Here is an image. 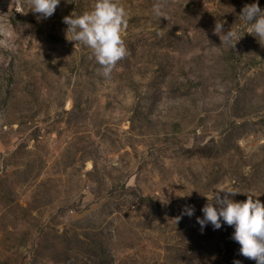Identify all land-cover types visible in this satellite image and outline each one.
<instances>
[{"label":"rangeland","instance_id":"374dc122","mask_svg":"<svg viewBox=\"0 0 264 264\" xmlns=\"http://www.w3.org/2000/svg\"><path fill=\"white\" fill-rule=\"evenodd\" d=\"M119 2L127 55L105 77L63 20L94 0L45 19L0 0L14 41L0 46V264H256L233 226L197 222L224 183L264 202V40L240 17L253 0Z\"/></svg>","mask_w":264,"mask_h":264},{"label":"clouds","instance_id":"9594fccd","mask_svg":"<svg viewBox=\"0 0 264 264\" xmlns=\"http://www.w3.org/2000/svg\"><path fill=\"white\" fill-rule=\"evenodd\" d=\"M60 3L61 0H30L29 9L39 14L38 19H45L54 14ZM153 12L159 18L166 17L162 3L155 4ZM127 16V10L119 0H94L89 11H73L63 17L64 23L68 25L67 38L82 42L92 50L97 62L103 66L102 74L105 77H109L117 61L127 55L123 40ZM240 17L247 25L246 32L254 33L260 41L264 40V9L260 7L259 0L246 4ZM213 31L219 35L221 45L234 48L241 38L238 30L232 27L225 30L222 20L216 22ZM0 46L12 49L14 41L5 38L0 40ZM217 50L212 49L214 52ZM237 193H246L247 199H234ZM205 196L207 203L201 209L203 216L197 217L201 230L209 223L214 229L221 228L224 223L233 226L232 238L240 244V253L254 259L256 264H264V202L259 198L254 199L257 196L255 192H242L230 183L213 188ZM184 213L192 216L194 207H186ZM234 264H241V261L235 260Z\"/></svg>","mask_w":264,"mask_h":264}]
</instances>
